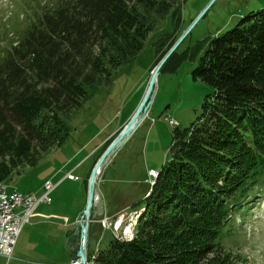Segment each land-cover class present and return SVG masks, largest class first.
Instances as JSON below:
<instances>
[{
    "label": "trees",
    "instance_id": "16d2710c",
    "mask_svg": "<svg viewBox=\"0 0 264 264\" xmlns=\"http://www.w3.org/2000/svg\"><path fill=\"white\" fill-rule=\"evenodd\" d=\"M186 1L40 4L17 41L0 50V184L64 145L72 112L140 59L158 21L171 14L179 23ZM177 39L156 42L150 71ZM193 77L211 92L196 121L174 129L171 158L139 209L134 239L113 238L96 255L88 245L89 263L231 264L218 254L235 216L264 188V8L212 38Z\"/></svg>",
    "mask_w": 264,
    "mask_h": 264
},
{
    "label": "rangeland",
    "instance_id": "374dc122",
    "mask_svg": "<svg viewBox=\"0 0 264 264\" xmlns=\"http://www.w3.org/2000/svg\"><path fill=\"white\" fill-rule=\"evenodd\" d=\"M49 1L0 0V50L17 41L19 30L28 24L33 12ZM263 8L264 0H187L182 5L179 23L171 14L158 21L145 42L140 59L114 72L110 86L101 89L81 110L72 112V133L64 145L43 154L36 166L14 173L5 182L6 186L0 184L9 191L16 189L38 198L45 193L47 181L57 185L50 194L52 204H42L37 211L67 217L70 222L66 226L61 221L51 220L56 225H47L62 245L47 256L49 262L71 264L76 259V246L80 243V224L77 222L86 207L85 184L91 174L92 155L95 153L96 157L106 142L114 141L138 108L151 78L156 50L160 48V43L157 45L156 42L176 37L179 42L193 26L163 64L149 111L110 156L99 177L98 201L91 211L88 239L89 250L94 255L114 238L112 230L103 229L100 221L122 214L126 219L124 225L129 226L131 212L143 206L151 188L149 172H159L171 158L174 129L188 128L201 114L203 101L211 88L194 79L193 70L209 41L234 29L251 12ZM171 122L176 123L175 126ZM70 173L78 179H68ZM260 192L244 216H235L233 232L224 241V251L218 254L220 258L229 256L231 264H264V188ZM141 214L139 211L136 216ZM136 219L131 227L133 237ZM34 223L32 219L25 225L9 264H35L44 259L30 243L31 236L38 231ZM123 231L120 234H124ZM88 256L89 252L87 259ZM5 262L0 257V264Z\"/></svg>",
    "mask_w": 264,
    "mask_h": 264
},
{
    "label": "built area",
    "instance_id": "2783aa9c",
    "mask_svg": "<svg viewBox=\"0 0 264 264\" xmlns=\"http://www.w3.org/2000/svg\"><path fill=\"white\" fill-rule=\"evenodd\" d=\"M175 124L171 122L172 126ZM149 176L151 179L153 178V170L149 172ZM69 178L73 179V176H69ZM45 188L46 193L41 198L18 191L0 190V257L6 259V264L12 258L18 238L25 225L30 223L35 209L42 203H51L49 195L55 186L48 182ZM134 216V212H131L128 220L129 226L125 227L124 234H117V226H123L126 221L123 215L117 216L114 220L105 218L101 223L104 228L112 229L117 239L125 241L126 236H131V219Z\"/></svg>",
    "mask_w": 264,
    "mask_h": 264
},
{
    "label": "water",
    "instance_id": "95a60500",
    "mask_svg": "<svg viewBox=\"0 0 264 264\" xmlns=\"http://www.w3.org/2000/svg\"><path fill=\"white\" fill-rule=\"evenodd\" d=\"M192 28L193 26L179 39V42L177 41L174 44L171 50L161 60L158 66L154 69V71L151 74L149 83L147 85L145 94L138 108L136 109L135 113L133 114L130 121L127 123V125L122 129V131L118 134V136L114 139V141L110 144V146L106 149V151L99 158V160L97 161L96 165L94 166L90 174V177L88 180L86 207L81 217L80 243H79V249L77 252V261L75 262V264H90L87 262V243H88V236H89L91 211L94 205L98 201L97 184H98V179L100 176L99 172L103 171V169L105 168V164L110 158V156L123 143V140L130 136L132 131L142 121L144 116L149 111L151 103H152V98L155 93V85H156L158 75H159L160 70L162 69L163 64L167 61V59H169L171 54L178 48L180 43L187 37V35L192 30Z\"/></svg>",
    "mask_w": 264,
    "mask_h": 264
},
{
    "label": "crops",
    "instance_id": "0c3cea01",
    "mask_svg": "<svg viewBox=\"0 0 264 264\" xmlns=\"http://www.w3.org/2000/svg\"><path fill=\"white\" fill-rule=\"evenodd\" d=\"M38 208L35 210V212L32 215V218H31V221H32V219L35 220L34 228H38V231L36 234H33L31 236L30 243H31V245L35 246L37 253H39V255L43 256L44 259L43 260L40 259L35 264H54V263L48 261L47 256L51 255L53 253V250H55V249L59 250L60 248H62V245L58 243V240L56 238H54L56 236H55L53 230L51 228L47 227V225H51V226L56 225L55 223L51 222V220L61 221L66 226L70 222H69V219L67 217H63V216L61 217V216H57L54 214H46V213H42V212H37ZM118 212L119 211H117V213ZM17 244H18V242H17ZM16 247H17V245H16ZM76 251H78V245L76 246ZM14 252H15V250H14ZM23 260H25V259H23ZM63 264H67V263H63Z\"/></svg>",
    "mask_w": 264,
    "mask_h": 264
},
{
    "label": "bare ground",
    "instance_id": "6f19581e",
    "mask_svg": "<svg viewBox=\"0 0 264 264\" xmlns=\"http://www.w3.org/2000/svg\"><path fill=\"white\" fill-rule=\"evenodd\" d=\"M101 172V171H100ZM99 172V174L101 175V173ZM158 177V172H156V171H154V176H153V178L151 179L152 181H151V184H153L154 183V179H156ZM2 189H4V190H7V188L6 187H0V190H2ZM136 213L137 212H134V214H135V216L134 217H132V219H131V227L133 226V224H135L134 222V220L137 218V217H139V216H136ZM138 215V214H137ZM137 220V219H136ZM136 223H137V221H136ZM134 227V226H133ZM121 228H122V226H117V234H120V230H121ZM133 239V231L131 230V236H126V238H125V241H130V240H132Z\"/></svg>",
    "mask_w": 264,
    "mask_h": 264
}]
</instances>
